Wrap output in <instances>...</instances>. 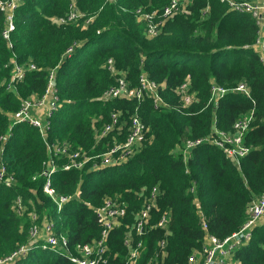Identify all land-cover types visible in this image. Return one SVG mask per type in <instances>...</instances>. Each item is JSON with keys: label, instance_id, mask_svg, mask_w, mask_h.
<instances>
[{"label": "trees", "instance_id": "1", "mask_svg": "<svg viewBox=\"0 0 264 264\" xmlns=\"http://www.w3.org/2000/svg\"><path fill=\"white\" fill-rule=\"evenodd\" d=\"M170 2L21 0L7 38L0 11V160L14 178L11 186L0 184V259L29 243L32 214L39 223L53 221L55 233H63L71 246L96 241L101 225L93 208L109 197L127 205L120 225L107 238L110 264H124L126 232L142 242L136 264H188L205 234L223 239L237 231L252 197L264 194V65L254 47L256 21L247 12L231 10L223 0H178L180 8L184 3L181 11L167 17L157 35L147 37L136 10L161 13ZM73 10L79 16L67 20ZM61 18L66 21L59 22ZM109 59L122 75L108 70ZM13 61L36 66L14 90L8 87ZM51 73L59 103L44 140L36 126L12 123V116L23 101L43 97ZM123 75L134 89L140 87L142 75L155 81L168 106L156 107L145 91L140 97L102 101L100 95ZM241 82L248 96L230 92L211 100L212 83L232 88ZM185 83L195 97L186 107L180 90ZM114 110L121 112L124 128L100 137ZM250 111L254 120L244 136L249 151L238 165L207 142L184 152L185 140L212 137L214 129L230 132ZM134 113L150 140L121 165L65 170L61 166L70 157L51 154L54 144L89 155L106 152L117 143L113 136L126 135ZM50 160L57 168L52 181L56 194L80 192V199L67 202L59 213L43 190L42 171ZM154 188L159 193L156 205L144 223L145 233L137 236L131 227ZM16 199L23 205L20 215ZM165 213L169 220L163 229L157 223ZM229 262L264 264V225L252 230L251 239ZM12 264L73 263L51 250L34 248Z\"/></svg>", "mask_w": 264, "mask_h": 264}, {"label": "built area", "instance_id": "2", "mask_svg": "<svg viewBox=\"0 0 264 264\" xmlns=\"http://www.w3.org/2000/svg\"><path fill=\"white\" fill-rule=\"evenodd\" d=\"M20 1L21 0H0V11L4 13L6 23V28L3 30V36L6 38L9 36V32L15 28L13 18ZM223 1L230 4L231 10L244 13L247 12L251 14L256 21L258 37L254 47L259 50L260 60L264 65V0ZM179 11L180 3L178 0H171L170 4L166 5L161 13H158V11L146 13L141 9H137L136 13L145 23V35L147 37H152L157 35L163 21L167 17L176 14ZM78 16L79 14L73 10L69 14L67 20H71ZM58 21L65 22L66 19L61 18ZM107 63L109 64V69L114 67L112 59H109ZM35 68L36 66L34 63L19 64L13 61L11 67V81L9 82L8 87L14 90L15 85L24 79L25 73ZM48 79L49 86L43 97L38 99L35 104H32L29 101L30 99L23 101L22 107L12 116V123L26 122L39 128L44 140H46L45 128H47L50 123L49 117L52 115L53 111L57 109L59 103L53 85L54 74L51 73ZM157 87L158 85L155 81L142 75L140 77V87L138 89L129 88L125 76L123 75L116 80L115 85L111 86L103 93V98L101 100L106 101L118 97H140L145 91L149 98L153 100L156 107L168 106L157 93ZM188 88L189 85L186 83L180 88L181 101L184 107L190 105L195 98L193 94L188 93ZM230 92L243 93L247 96L249 95V89L242 82L232 88L222 87L216 83L211 84V100L216 101ZM120 114L121 112L116 110L110 113L109 122L105 125L100 137L102 135H108L116 130H119L120 132L123 125L120 120ZM252 119L253 113L251 111L239 117L234 122L230 132L214 129L212 131V137L185 140L184 152L187 153L201 143L207 142L221 149L232 163L238 165L240 158L244 157L249 151V147L244 145V136L249 129ZM146 132L147 128L142 123L139 115L134 113L129 118L127 135H124L125 140L114 144L106 152L89 155L85 151L71 150L66 144H54L51 146L50 151L52 155L62 153L70 157L69 162L61 166L62 169H76L82 171L87 167V164H90V166H88V171L97 170L109 165H121L132 158L136 152L140 151L141 145L146 142ZM56 170L57 168L54 165L53 160H50L47 163V168L42 171V175L45 177L44 192L51 197L56 205V212L59 213L64 204L70 200L80 199V192H76L72 195H56L49 180L50 175L54 174ZM6 171V167L0 160V184L2 183L5 186H11L14 182V178L7 174ZM158 194V190L154 188L149 193L150 198H147V201L143 204L136 216L131 229L134 230L137 236H141L145 233L144 223L149 216L151 207L156 205ZM117 201L119 200L108 197L104 199L102 205L94 208V213L101 225L100 237L96 241L71 246L67 237L63 233H55L56 227L54 222L46 221L45 226L41 231H39L36 225L32 227L30 226L29 243L20 246L10 255L0 259V264L8 260H12V264L17 257L26 255L34 248L51 250L58 257H65L73 264H110L106 246L107 238L109 232L115 226L120 225V219L124 217L127 208L126 204ZM14 206L17 214H22L23 205L20 199H16ZM246 213L247 218L240 228L223 239L207 234L201 249L199 251H194L190 255L188 264H226L232 253H234L240 246L248 243L252 236V230L257 226L264 225V194L258 197H252L247 205ZM33 216L37 217V215L32 214V222L36 221L33 220ZM168 220L169 215L165 213L159 219L157 225L165 228L168 224ZM202 226L206 229V223L204 220H202ZM124 245L128 248L126 264H136L141 256V240L135 241L131 232H126ZM159 245L161 248H164L165 241H160Z\"/></svg>", "mask_w": 264, "mask_h": 264}, {"label": "rangeland", "instance_id": "3", "mask_svg": "<svg viewBox=\"0 0 264 264\" xmlns=\"http://www.w3.org/2000/svg\"><path fill=\"white\" fill-rule=\"evenodd\" d=\"M184 6V3H182L181 2V8H180V11H181V9H182V7ZM109 71H111V72H113L115 75H122L123 74V71H121V70H117V69H115V67H113L112 69H108ZM100 98L102 99L103 98V94L102 95H100ZM32 104H35L36 102H37V100H36V98L35 99H30L29 100ZM251 112V111H250ZM253 113V112H252ZM254 120V117H253V119H252V121ZM251 121V122H252ZM125 123V122H124ZM122 128H124V127H122ZM39 129V128H38ZM127 131H128V129L126 130V135H127ZM39 132H40V129H39ZM114 140L118 143V142H120V141H124L125 140V136L123 135V136H119V135H115L114 136ZM150 139L149 138H147L146 139V142H148ZM145 142V143H146ZM145 143L141 146V149L143 148V146L145 145ZM130 159H132V158H130ZM129 159V160H130ZM128 161V160H127ZM53 175L54 174H51L50 175V177H49V180H50V183H51V185H52V181H53ZM45 178V177H44ZM52 188L54 189V187L52 186ZM43 190H44V185H43ZM55 190V189H54ZM190 191L192 192V190L190 189ZM56 192V191H55ZM45 193V192H44ZM47 194V193H46ZM56 194V193H55ZM48 195V194H47ZM57 195V194H56ZM49 196V195H48ZM58 196H60V195H58ZM50 197V196H49ZM51 198V197H50ZM70 201H72V200H70ZM117 202H119V201H117ZM63 209V208H62ZM93 210H94V208H93ZM61 212V211H60ZM37 219H38V216L37 217H34L33 216V220H36V221H34V222H32L31 223V227L32 226H34V225H36L37 227H38V229H39V231H41L43 228H44V226H45V223H46V221H51L50 219H48V218H45L41 223H39V222H37ZM161 228H163L164 229V227H161ZM202 228H203V226H202ZM204 229V228H203ZM204 230H206V229H204ZM207 234H205V236H206ZM205 236H204V239H203V241H205ZM162 241V240H161ZM160 242V241H159ZM126 249H127V252L124 254V264H126V261H127V254H128V248L126 247ZM116 255V254H115ZM25 256V255H24ZM24 256H22V257H24ZM11 262H12V260H8V261H6V262H4V263H2V264H11ZM231 262H229V264H230Z\"/></svg>", "mask_w": 264, "mask_h": 264}]
</instances>
